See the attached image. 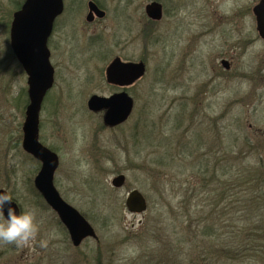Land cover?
<instances>
[{
	"label": "rangeland",
	"instance_id": "1",
	"mask_svg": "<svg viewBox=\"0 0 264 264\" xmlns=\"http://www.w3.org/2000/svg\"><path fill=\"white\" fill-rule=\"evenodd\" d=\"M20 1L0 0V190L21 210L36 207L43 224L28 247L0 243V264H264V40L251 12L256 2L171 0V15L165 12L153 41L146 33L137 39L126 32L123 16L114 12L123 9L118 0H106L111 12L98 28L84 23L87 11L70 24L78 25L83 43L85 25L88 33L104 35V48L115 35L127 38V57L142 55L147 67L144 80L128 90L134 100L131 118L106 130L102 114L87 106L93 94L115 91L99 75L104 63L90 59L86 50L79 55L77 47L59 55L73 74L47 94L39 137L60 157L58 192L98 236L75 248L56 213L35 196L41 164L22 148L27 76L10 46ZM141 1L144 27L149 0ZM131 26L140 27L135 21ZM62 38L67 39L61 34L55 41ZM231 51L228 72L219 58ZM202 154L210 172L199 175ZM119 174L127 180L116 189L111 181ZM133 190L147 200L143 214L126 207ZM210 224H215L213 239L194 237L198 226ZM177 236L185 242L182 249ZM177 249L182 253L174 254Z\"/></svg>",
	"mask_w": 264,
	"mask_h": 264
},
{
	"label": "water",
	"instance_id": "2",
	"mask_svg": "<svg viewBox=\"0 0 264 264\" xmlns=\"http://www.w3.org/2000/svg\"><path fill=\"white\" fill-rule=\"evenodd\" d=\"M91 9L100 17L104 15V12L94 4H91ZM146 11L150 18L162 19L161 4L154 2L146 7ZM62 12L63 0H27L14 14L10 28V46L27 75L29 103L22 127V148L41 163L40 171L34 179V186L68 231L72 245L80 247L86 239L98 240V236L89 221L58 192L54 179L59 167V157L39 139L42 103L54 81L48 39L55 19ZM254 14L258 34L264 40V0L254 7ZM223 64H227V61H223ZM145 74L144 62L122 63L116 59L108 69V82L130 85ZM87 105L90 111H105L104 124L110 127L127 121L134 109V101L127 94H118L110 98L93 96ZM126 180L125 174H119L113 178L111 185L113 188L121 189L125 186ZM2 191L6 190L1 189L0 192ZM11 207H15L18 213L21 211L15 200ZM126 207L131 213L143 214L148 209V203L140 191L133 190L127 196ZM5 215L7 216V208Z\"/></svg>",
	"mask_w": 264,
	"mask_h": 264
},
{
	"label": "flooded vegetation",
	"instance_id": "3",
	"mask_svg": "<svg viewBox=\"0 0 264 264\" xmlns=\"http://www.w3.org/2000/svg\"><path fill=\"white\" fill-rule=\"evenodd\" d=\"M27 0H22L18 3L19 8H17V11H19L23 4ZM251 2H256L254 3L253 8L251 9V12L256 20L255 14H254V7L261 1V0H250ZM119 6L123 7V9L118 8L115 9V15H119V17L124 18L125 21V30L126 32L130 34H135L136 38L144 36V34H147V37H150V39L156 40L158 39V34H157V26L158 24L162 21L165 12L168 10V13L171 15V0H149L147 4L144 7V12L146 16V25L143 27L142 25V19H143V2L141 0H118ZM154 2H157L162 5V19L161 20H155L152 19L148 16L146 7ZM106 0H63V12L60 16H58L53 24L52 28V33L48 39V48L50 51V63L51 66L53 67L54 70V81H53V86L49 89L47 94L55 90L57 87L59 88L62 82H64L65 79L70 78L72 76V70L68 65H64L63 62L60 63L58 61L59 55H69L70 53H75L76 47L78 54L81 55V52L86 50L87 54L90 59L92 60H98V64H101V62L104 63V68L102 69L100 66L99 70V75L102 76V78L105 80L106 84L111 87L115 88V91L110 94L109 96H103V95H98V94H93L90 96L89 100L93 96H98V97H105V98H110L114 95L118 94H127L130 96L128 90L136 85H138L142 80H144L145 76L141 77L139 80H136L134 83L130 85H119V84H113L108 82V69L111 67L112 63L116 60L119 59L122 63H138V62H144V57L139 58L138 60H133L130 57H127L126 55V49L128 45V40L125 37H120L115 35L113 42H107L106 38V47L104 48V35L101 34L100 32H87V25L89 28H98L103 20H106L108 18V10L105 5ZM91 4H94L97 6V8L104 12V15L100 17L94 9H91ZM17 7V6H16ZM16 11V12H17ZM87 11V14L85 16V25L83 27V42L79 40V28L78 25H72L71 27L75 30L73 31L70 27V24L73 23L75 20H77L79 17H84V14L81 15V12ZM12 16V21L14 18V14ZM92 12V13H91ZM111 12V11H110ZM70 15V19L67 20L65 19L66 16ZM138 15V17H136ZM64 19V22L62 21ZM11 21V24H12ZM135 21L136 25L140 26L137 31L133 30V26H131V22ZM141 23V24H140ZM92 26V27H91ZM58 33V35H56ZM64 34L67 39L62 38L60 41H55V39L61 35ZM120 37V38H119ZM69 38V39H68ZM55 51V52H54ZM231 54H228L227 56L220 57V66L225 70V71H231L233 68V62H234V54H232V51L230 52ZM60 59V58H59ZM223 61H227V64H223ZM145 63V62H144ZM146 65V63H145ZM102 69V71H101ZM216 70V68H214ZM146 72H147V67H146ZM222 73H220L221 75ZM71 79V78H70ZM57 88V89H58ZM46 94V96H47ZM46 96L44 98V101L46 99ZM131 97V96H130ZM132 98V97H131ZM133 99V98H132ZM88 100V101H89ZM43 101V103H44ZM87 101V104H88ZM134 101V100H133ZM42 103V107H43ZM134 110V109H133ZM42 111V109H41ZM93 112V111H91ZM93 113H101L102 114V121H103V126L106 130H116L121 128L122 126L126 125L131 116L127 121L124 123L110 127L106 126L104 124V115L105 111H98V112H93ZM133 113V112H132ZM141 122V121H140ZM139 130V124L136 125V131ZM137 137V136H135ZM50 149V148H49ZM53 152H57V149H51ZM55 152V153H56ZM58 155V154H57ZM59 157V155H58ZM59 163H60V157H59ZM78 248V247H77Z\"/></svg>",
	"mask_w": 264,
	"mask_h": 264
},
{
	"label": "clouds",
	"instance_id": "4",
	"mask_svg": "<svg viewBox=\"0 0 264 264\" xmlns=\"http://www.w3.org/2000/svg\"><path fill=\"white\" fill-rule=\"evenodd\" d=\"M12 204V195L7 191L0 192V243L17 248L28 247L40 235L43 221L36 207H27L18 213ZM40 246L47 247V243L41 240Z\"/></svg>",
	"mask_w": 264,
	"mask_h": 264
},
{
	"label": "trees",
	"instance_id": "5",
	"mask_svg": "<svg viewBox=\"0 0 264 264\" xmlns=\"http://www.w3.org/2000/svg\"><path fill=\"white\" fill-rule=\"evenodd\" d=\"M17 8H19V5H17ZM8 25H10V23H7ZM25 94H21V95H19V97H18V100H16V103L19 101V100H21L22 98H23V96H24ZM27 102H28V99L26 100ZM137 140V137H135V141ZM190 149V148H189ZM200 150V149H199ZM191 152V154H193L194 153V151H189V153ZM202 159H203V154L201 155V158H200V165H201V167H202V170H201V168L198 170V174L199 175H202V174H205V173H208V172H210V169H209V165H203L202 164ZM198 162V163H199ZM204 166V167H203ZM217 169L216 168H214V175H216V173H217V171H216ZM215 171H216V173H215ZM34 188H33V192H34V194H35V196L37 197V198H39V200L42 202L41 204L45 207V209H50V207L47 205V203L43 200V198H42V196L39 194V192L36 190V188H35V186H33ZM198 192V191H197ZM199 196V192L198 193H195V195L193 196V197H198ZM193 197H190L189 198V201L193 198ZM187 200H188V198L185 200V208L187 209V206H186V202H187ZM213 213H215L214 212V210H213V212L209 215V218L207 217L206 218V220H205V222H207V221H210V219H212V217L214 216V214ZM181 216H184V214L182 213V214H180ZM176 220H178V222H182L183 220H181L180 221V219L178 218V216H176V218H175ZM200 222V221H199ZM209 225V224H208ZM208 225H206L205 227H200L199 228V226H198V229L199 230H197V231H194V237L195 236H197V237H199L201 240H203V237H208L209 239L210 238H214L215 237V235H216V232H215V224H210V226H208ZM187 235H188V232H187ZM187 235H185V233H183V238H185ZM176 239H177V245H178V248L179 249H182V247H183V244L185 245V242L183 241V240H181V238H179L178 236L176 237ZM182 251L183 250H176L175 252H174V254H181L182 253ZM214 252H216V251H214ZM214 252H211L212 254L211 255H213V253ZM232 252V251H231ZM227 253H229V251H227Z\"/></svg>",
	"mask_w": 264,
	"mask_h": 264
}]
</instances>
